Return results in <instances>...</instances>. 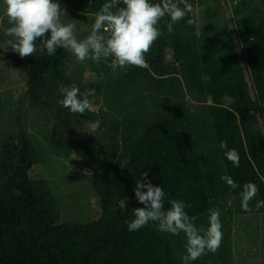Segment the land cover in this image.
Instances as JSON below:
<instances>
[{
  "label": "trees",
  "instance_id": "obj_1",
  "mask_svg": "<svg viewBox=\"0 0 264 264\" xmlns=\"http://www.w3.org/2000/svg\"><path fill=\"white\" fill-rule=\"evenodd\" d=\"M64 1L92 13L105 2ZM197 1L188 0L191 5ZM188 20L189 13L169 34V18L162 19V35L146 54L149 67H128L119 79L123 87L118 94L127 86H137L140 92L145 86L152 89L148 95L154 109L147 114L133 113L126 119L114 115L109 136L103 132L86 139L67 118L53 113L63 131L51 137L58 155L75 152L85 166H93L90 185L98 196L99 216L89 221L60 220L61 205L49 179L29 175L41 157L18 124L19 141L4 144L0 152V264H183V233H162L153 222L131 232L125 223L133 218L132 208L143 206L133 189L144 171L167 197L190 205L185 211L197 227L206 226L200 218L205 219L209 209L228 206L231 211L239 205L246 182L259 188L252 201L264 200V14L245 15L225 31L206 21L197 32ZM166 46L181 66L174 69L182 73L196 108L184 97L182 85L174 87L172 80L180 77L163 63ZM67 57L61 48L53 56L25 58L11 51L8 62L25 73L30 100L44 105L39 91L50 81L71 85ZM98 77L89 83L96 89L101 87ZM224 96L229 98L227 104ZM139 100L148 107L144 95ZM222 140L238 151V167L224 156ZM224 174L241 187L230 188L220 179ZM125 197L126 209L120 205ZM258 211L264 212V207ZM229 239L222 238L219 252L191 264L226 259Z\"/></svg>",
  "mask_w": 264,
  "mask_h": 264
},
{
  "label": "rangeland",
  "instance_id": "obj_2",
  "mask_svg": "<svg viewBox=\"0 0 264 264\" xmlns=\"http://www.w3.org/2000/svg\"><path fill=\"white\" fill-rule=\"evenodd\" d=\"M54 2H59L66 11L67 18H63L65 23L74 22L72 20L78 21L75 22L77 38H85L91 30L95 13L79 11L64 0H54ZM193 4L189 19L193 21L197 32L206 21L212 22L217 28L225 31V27L231 28L230 24L237 23L245 15L258 17L264 14V0H198ZM180 6L183 7L182 4ZM174 25L180 26L181 22ZM8 26L0 5V45L8 39L5 35V29ZM10 52V50L3 51L0 47V152L4 144L8 147V144L19 141L21 129L18 124H22L25 136L32 142L41 157L39 162L30 167L29 175L49 179L61 205L60 220L75 218L78 221H89L99 216L98 196L90 185L93 166H85L75 152L69 155H58L52 146L51 137L53 134L56 137L62 129L58 122L56 123L59 119L53 113L57 112L61 117L67 118L68 122L86 139L103 132L109 136L113 131L111 121L114 115L126 119L133 113L140 116V112L147 114L151 107L154 109L148 95L153 92L152 89L145 86L140 92L136 91L137 86L135 88L127 86L118 94L117 89L123 87L119 84V79L127 68H117L114 71L110 61H101L98 64L89 59L80 62L67 50L65 70L67 76L71 78V85L78 86L81 94L87 90H94V95L89 97L93 102V109L83 114L72 113L58 103L62 98L58 91L59 85L52 81L46 88L39 91L40 98L46 102L44 105L30 100L25 73L9 65ZM163 63L168 71L171 70L179 75L180 80H172L174 87L181 88L182 85L184 97L190 103L193 102L192 108H196L198 104L186 91L184 82L181 81L182 73L174 69L176 67L181 69V66L174 61L173 52L169 46L165 47ZM97 73L103 74L100 89L89 84L97 79ZM139 93H142V96H136ZM143 95L148 107L145 105L142 107L140 103L139 98ZM223 102L227 104L229 98L224 96ZM133 107L134 110H132ZM85 169L90 174H85ZM256 202L251 201L250 207L253 208ZM238 203L239 205H235L231 211L228 206L215 207L220 210L223 237L228 235L230 239L226 246L228 255L222 253L225 254L226 259H218L214 262L216 264H264V212L254 211L255 214L244 212L241 208V197ZM207 216L208 213L205 214V219L200 218V221H206V225Z\"/></svg>",
  "mask_w": 264,
  "mask_h": 264
},
{
  "label": "clouds",
  "instance_id": "obj_3",
  "mask_svg": "<svg viewBox=\"0 0 264 264\" xmlns=\"http://www.w3.org/2000/svg\"><path fill=\"white\" fill-rule=\"evenodd\" d=\"M183 5L181 7L180 5ZM3 16L8 27V37L0 47L3 51L11 50L21 58L36 55H55L58 48L67 49L80 62L92 60L95 63L110 61L111 68L149 67L146 54L162 35L160 21L169 18L166 28L169 34L173 25L183 20L192 11L188 0H105L94 14V22L89 34L78 39L76 23H65L66 11L54 0H0ZM188 20V24H192ZM98 79H103L101 74ZM58 103L72 113L83 114L93 109L89 99L94 90L81 94L76 85H59ZM224 156L234 166H239V153L229 148L227 141L220 142ZM68 163V162H67ZM69 168L71 167L68 164ZM85 174H90L87 169ZM148 172L141 174L133 189L135 199L143 205L131 209L133 218L125 221L128 230L138 231L150 222L155 223L158 231L173 236L184 234L183 264H191L208 253L215 254L221 246L223 233L220 210H208L207 225L197 227L194 218L185 211V201L167 197L163 188L154 185L148 178ZM220 179L230 188L237 189L234 179L224 174ZM259 188L252 182L243 184L240 191L241 208L244 212L255 214L250 202L255 199ZM167 199L168 206H165ZM120 205L127 208V197L120 200ZM264 207V200L257 201L255 210Z\"/></svg>",
  "mask_w": 264,
  "mask_h": 264
}]
</instances>
